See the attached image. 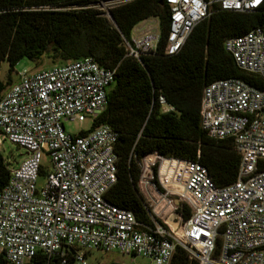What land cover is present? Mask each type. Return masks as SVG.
<instances>
[{"label": "built area", "instance_id": "obj_1", "mask_svg": "<svg viewBox=\"0 0 264 264\" xmlns=\"http://www.w3.org/2000/svg\"><path fill=\"white\" fill-rule=\"evenodd\" d=\"M124 1H102L97 8L110 18V9ZM165 1L168 55L179 51L192 28L215 9L249 12L264 2ZM159 34L157 17L142 19L122 37L125 54L140 59L155 52ZM223 46L241 71L264 82V24ZM114 72L84 56L49 68L24 67L3 91L0 145L7 139L25 154L8 168L0 190V253L9 264H24L36 252L62 256L73 248L75 264H89L85 251L114 250L149 264H169L180 246L198 264H264V88L234 77L203 87L199 126L211 138L231 141L239 155L236 179L219 187L198 160L156 152L149 160L147 153L139 161L137 183L150 220L145 223L105 198L117 179V133L103 123L84 134L86 129L71 134L63 125L93 122L105 108ZM157 102L163 111L172 109L163 95ZM39 176L43 184L37 186ZM177 207L189 209L188 219L174 211ZM174 213L175 226L166 220Z\"/></svg>", "mask_w": 264, "mask_h": 264}, {"label": "trees", "instance_id": "obj_2", "mask_svg": "<svg viewBox=\"0 0 264 264\" xmlns=\"http://www.w3.org/2000/svg\"><path fill=\"white\" fill-rule=\"evenodd\" d=\"M102 1L107 0H0V63L6 61L11 71L23 58L37 61L47 55L55 65L91 56L100 66L115 69L105 108L81 134L102 123L117 133V179L105 198L150 223L137 185L139 161L147 153L148 158L156 152L165 158L198 160L219 187L235 181L239 155L230 140L211 138L200 128V98L203 87L218 79L240 78L264 88L259 77L236 66L223 46L226 39L264 24V2L249 12L215 9L192 28L179 51L168 55L163 51L169 14L165 0H127L110 9V18L97 8ZM150 16L160 23L157 50L140 59L127 56L122 37ZM4 88L0 81V96ZM159 95L172 109L162 110ZM8 177L0 153V190ZM176 211L183 220L190 215L187 207ZM73 252L69 248L62 256L50 257L36 252L24 264H75ZM0 264H9L3 253ZM169 264L198 262L176 246Z\"/></svg>", "mask_w": 264, "mask_h": 264}, {"label": "rangeland", "instance_id": "obj_3", "mask_svg": "<svg viewBox=\"0 0 264 264\" xmlns=\"http://www.w3.org/2000/svg\"><path fill=\"white\" fill-rule=\"evenodd\" d=\"M98 8L103 7V4H98ZM54 65V62L47 56L43 55L37 61H31L28 59H20L12 68L11 71L8 70V64L6 61H2L0 63V81L5 84L4 91L7 90L8 86L15 82L18 78V72L27 67L29 69H42V68H49L50 66ZM9 82L10 84H7ZM64 128L67 132L71 134H76L80 130L88 129L90 123L86 120L82 123H78L77 121H64L63 122ZM0 153L3 156L6 165L8 168L12 166H16L23 158L25 151L22 148L17 147L15 144L9 142L7 139L1 140L0 145ZM153 157H147L146 159H153ZM47 157H43L42 162H47ZM43 184V177L39 176L37 179V186ZM174 198V203L177 201L176 197ZM176 211V209L174 210ZM171 217V222L173 221ZM167 220V218H166ZM168 221V220H167ZM175 226V224H174ZM86 260L89 264H106L110 261H115L119 263H126V264H149V260L143 258L141 256H129V255H122L114 250L104 251V250H92L86 255Z\"/></svg>", "mask_w": 264, "mask_h": 264}, {"label": "water", "instance_id": "obj_4", "mask_svg": "<svg viewBox=\"0 0 264 264\" xmlns=\"http://www.w3.org/2000/svg\"><path fill=\"white\" fill-rule=\"evenodd\" d=\"M175 204H177V201L175 202ZM174 215H178L177 213H174L173 215H171L170 217H168V222L172 225H174V223L171 222V217L174 216Z\"/></svg>", "mask_w": 264, "mask_h": 264}]
</instances>
